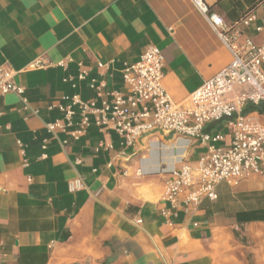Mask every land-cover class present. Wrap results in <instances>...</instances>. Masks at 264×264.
I'll list each match as a JSON object with an SVG mask.
<instances>
[{
    "label": "crops",
    "instance_id": "obj_1",
    "mask_svg": "<svg viewBox=\"0 0 264 264\" xmlns=\"http://www.w3.org/2000/svg\"><path fill=\"white\" fill-rule=\"evenodd\" d=\"M203 2L228 26L253 14L240 29L264 45V29L257 30L264 0ZM152 44L175 102L232 59L192 0H0V66L14 72L27 102L0 93V264H264V175L218 184L216 199L186 211L163 202V176L147 172L171 164L170 135L144 136L125 149L90 115L85 133L73 137L76 106L72 126L46 128L65 123L56 106L64 95L100 109L122 88L124 66ZM91 79L105 83L103 98ZM206 128L228 139L223 123ZM155 141L165 149L154 150ZM203 150L194 143L185 157L193 162ZM75 179L81 186L70 191Z\"/></svg>",
    "mask_w": 264,
    "mask_h": 264
},
{
    "label": "built area",
    "instance_id": "obj_2",
    "mask_svg": "<svg viewBox=\"0 0 264 264\" xmlns=\"http://www.w3.org/2000/svg\"><path fill=\"white\" fill-rule=\"evenodd\" d=\"M192 2L229 50L232 59L226 66L205 79L184 101L175 102L163 88L164 58L160 49L152 44L135 62L124 66L122 88L111 90L109 100L103 98L105 83L91 79L90 88L97 97L103 98L100 109L96 108L95 101H84L79 94L64 95L63 103L56 106L63 112L65 123L55 120L46 124L50 132L72 126L76 106L79 120L71 132L73 137L85 133L90 115H94L97 126L112 128L125 149L136 148L144 136L170 135L173 137L171 158L175 159L168 166L147 172L163 176L160 199L173 208L182 205L186 211L197 209L204 199H216L218 184L234 186L240 180L264 175V112L256 108L245 111L248 105H264V45L243 36L240 29V24L249 25L254 15L228 26L219 15L208 13L203 0ZM262 29L263 26L257 27V30ZM67 60L57 62L65 67ZM37 65L38 60L29 66ZM102 66L98 63V67ZM13 74L9 67L0 66V93H15L27 108L26 99L21 96L23 86L14 82ZM85 75L86 71L80 70L78 78L83 79ZM48 107L52 108L53 104ZM221 123L228 131V139L224 132L206 128L207 124ZM179 141L182 146L176 145ZM194 143L202 145L204 150L191 162L185 156ZM157 144L154 150L162 151L166 147L164 143ZM17 145L23 155L24 147L19 141ZM141 169L139 167L137 174L145 172ZM80 186L81 182L75 179L69 183V190Z\"/></svg>",
    "mask_w": 264,
    "mask_h": 264
},
{
    "label": "trees",
    "instance_id": "obj_3",
    "mask_svg": "<svg viewBox=\"0 0 264 264\" xmlns=\"http://www.w3.org/2000/svg\"><path fill=\"white\" fill-rule=\"evenodd\" d=\"M254 108H256L257 110H259L260 112H264V105H256V106H251L248 105L245 109V111H250V110H254ZM106 262L108 263V261H104L103 264H106Z\"/></svg>",
    "mask_w": 264,
    "mask_h": 264
},
{
    "label": "bare ground",
    "instance_id": "obj_4",
    "mask_svg": "<svg viewBox=\"0 0 264 264\" xmlns=\"http://www.w3.org/2000/svg\"><path fill=\"white\" fill-rule=\"evenodd\" d=\"M176 145H177V146H182V142L179 141V142L176 143ZM168 156H169V158L171 159V161L175 159L174 157L171 158V152H169Z\"/></svg>",
    "mask_w": 264,
    "mask_h": 264
}]
</instances>
